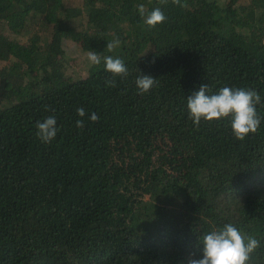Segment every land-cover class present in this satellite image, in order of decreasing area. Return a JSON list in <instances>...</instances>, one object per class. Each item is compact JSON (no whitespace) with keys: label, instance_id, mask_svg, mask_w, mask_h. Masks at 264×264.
<instances>
[{"label":"trees","instance_id":"16d2710c","mask_svg":"<svg viewBox=\"0 0 264 264\" xmlns=\"http://www.w3.org/2000/svg\"><path fill=\"white\" fill-rule=\"evenodd\" d=\"M181 3L0 0V264H187L228 223L264 264V119L240 141L231 117L196 126L187 107L201 85L246 88L264 118V0ZM155 8L167 19L150 27ZM68 39L128 75L103 59L69 72ZM141 74L157 79L145 94Z\"/></svg>","mask_w":264,"mask_h":264},{"label":"clouds","instance_id":"9594fccd","mask_svg":"<svg viewBox=\"0 0 264 264\" xmlns=\"http://www.w3.org/2000/svg\"><path fill=\"white\" fill-rule=\"evenodd\" d=\"M166 0H161V3ZM173 3L181 7H187L181 0H173ZM138 11L145 14V6L140 4ZM166 16L160 8H155L147 14L145 23L150 27H155L166 21ZM120 40L115 39L107 43V50L113 51L120 46ZM88 60L99 65L103 59L105 70L113 76L126 77L128 68L120 58L104 56L90 51L87 53ZM112 87H116L113 80L106 82ZM136 86L139 94L148 93L157 83V79L141 74L137 77ZM208 85H201L198 91L187 97V107L190 119L196 126L201 120L208 122L219 121L231 117V128L234 137L243 141L249 134H255L260 128L262 117L257 112V105L261 104V96L252 89L222 87L218 93L209 95ZM77 114L85 117L84 108H78ZM91 121H98L96 113L89 117ZM77 127L84 126L83 119L77 120ZM37 137L44 143H51L57 136L59 128L54 116H49L43 122H37ZM197 250L189 254L187 264H251L252 254L260 247V241L254 236H248L232 223L225 224L222 228L213 229L199 237ZM202 253V255H201Z\"/></svg>","mask_w":264,"mask_h":264},{"label":"rangeland","instance_id":"374dc122","mask_svg":"<svg viewBox=\"0 0 264 264\" xmlns=\"http://www.w3.org/2000/svg\"><path fill=\"white\" fill-rule=\"evenodd\" d=\"M69 1L71 4H73L77 0H69ZM220 1L222 3L225 2L226 0H220ZM64 46H66L67 50L70 51V54L67 55L68 58H66L69 72L77 71L81 67L86 68L91 64V62L87 58V53L89 51L79 49L77 42L68 39L65 41ZM5 63H6L5 61L0 62V68L4 66Z\"/></svg>","mask_w":264,"mask_h":264}]
</instances>
